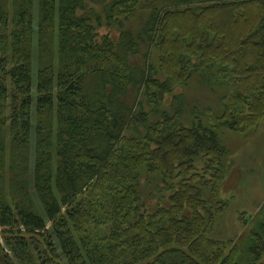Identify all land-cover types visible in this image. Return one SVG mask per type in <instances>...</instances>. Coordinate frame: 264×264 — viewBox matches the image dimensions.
Masks as SVG:
<instances>
[{"label":"trees","instance_id":"16d2710c","mask_svg":"<svg viewBox=\"0 0 264 264\" xmlns=\"http://www.w3.org/2000/svg\"><path fill=\"white\" fill-rule=\"evenodd\" d=\"M263 118L264 0H0V264H264V207L212 237L220 132Z\"/></svg>","mask_w":264,"mask_h":264},{"label":"rangeland","instance_id":"374dc122","mask_svg":"<svg viewBox=\"0 0 264 264\" xmlns=\"http://www.w3.org/2000/svg\"><path fill=\"white\" fill-rule=\"evenodd\" d=\"M108 32L109 30L106 28L101 30L102 34ZM112 35L117 37L118 33L112 32ZM200 79L197 76L194 77L188 86L178 88L175 93L184 96L186 118H192V115L199 111L206 113L205 120L207 121L208 116L215 117L222 112L227 86L214 84V87H211L209 84L201 83ZM172 100L171 95L167 96L166 104L169 106ZM220 136L224 145L231 150V158L230 167L219 183L220 197L226 201L227 206L225 213L218 219L212 237L226 241L237 240L248 230L250 224L264 207V118L258 129L254 131L244 134L223 129ZM34 143L31 154L30 185L39 210L45 215L42 204L36 197L32 176L35 158ZM148 192L146 191V194ZM156 202L157 199H149L151 206ZM48 225L50 227V223ZM247 249L246 246L245 250Z\"/></svg>","mask_w":264,"mask_h":264}]
</instances>
